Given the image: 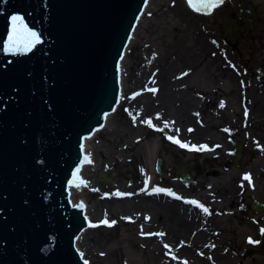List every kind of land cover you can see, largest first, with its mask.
<instances>
[{"label": "rangeland", "instance_id": "1", "mask_svg": "<svg viewBox=\"0 0 264 264\" xmlns=\"http://www.w3.org/2000/svg\"><path fill=\"white\" fill-rule=\"evenodd\" d=\"M188 5L187 0L150 1L148 8L153 11H148L137 25L133 43L128 46L122 77L127 91L110 119L112 130L100 131L89 146L93 162L86 175L91 184L97 185L77 188V199L86 200L88 206L89 229L79 239V250L87 264H226L228 260L234 264H259L264 260V212L255 214L244 192L249 187L244 177L252 174L264 202V84L253 86L252 75L264 68V0H227L209 15L198 14ZM250 5L255 6L257 19L248 13ZM240 12H244V18L234 43L223 33L229 20ZM180 57L191 63L180 64L176 61ZM147 60L157 64V70L144 71ZM171 62L175 63L170 65ZM228 64H234L235 70L224 69L229 68ZM164 68H170V75L174 69L172 79L188 77L180 84L173 81L175 86L168 91V100L164 99V89L169 83L162 85L158 81ZM141 75L143 81L138 83ZM240 80L252 86L245 95ZM242 98V104L249 106L248 118L242 116ZM131 103H142L146 111L136 113ZM219 107L222 110L218 112ZM187 112L193 115L191 122L181 119ZM195 118L206 129L203 134H193L194 142L219 146L215 153L207 155L209 158L219 157L222 164L230 158L234 142L248 146V151L260 146L261 151L258 161L247 168L232 166L226 171L223 164L216 166L220 175H204L199 187H185L167 178L165 186H173L171 192L180 197L174 203L166 194L168 190L155 191L162 181L156 164L163 157L172 168L186 141L180 128L193 124ZM243 119L246 129L240 133L235 126L241 125ZM105 171L107 181L101 178ZM171 174L169 170L163 177ZM233 188L236 195L232 198L227 193ZM186 201H197L209 213ZM105 219L111 226L103 223ZM183 220L194 225L184 235L179 227ZM198 234L201 237L194 243ZM249 238L259 243H249ZM154 239L157 250L152 247ZM214 243L220 252H209Z\"/></svg>", "mask_w": 264, "mask_h": 264}, {"label": "water", "instance_id": "2", "mask_svg": "<svg viewBox=\"0 0 264 264\" xmlns=\"http://www.w3.org/2000/svg\"><path fill=\"white\" fill-rule=\"evenodd\" d=\"M147 1L0 0V264H85L75 241L88 220L69 190L79 188L77 169L90 164L85 138L120 103L121 58ZM249 13L257 18L251 5ZM17 15L40 43L12 54L6 46ZM243 17L229 21L223 36L237 42ZM157 165L164 175L165 160ZM249 195L252 210L264 212Z\"/></svg>", "mask_w": 264, "mask_h": 264}, {"label": "flooded vegetation", "instance_id": "3", "mask_svg": "<svg viewBox=\"0 0 264 264\" xmlns=\"http://www.w3.org/2000/svg\"><path fill=\"white\" fill-rule=\"evenodd\" d=\"M249 57H251V56H249ZM228 67L229 68L225 67L224 69H229V70L234 69L235 70L234 64L233 65L228 64ZM252 75L254 76L253 81L254 82L257 81L256 83L253 82V86L257 87V84H259V83L264 84V68L263 69H257L255 75L253 73H252ZM240 82L241 83H239V84H240V88H242L241 89L242 94L245 95L247 92H249V89L252 86H249V81H247V80L245 83L242 80H240ZM260 87H262V85ZM253 100H254V98H253ZM253 100L251 99V103L253 102ZM242 102L245 103V99L244 100H243V98L241 99V109L243 110L242 116L244 118H248V117H250V115H249L250 112H249V109L247 107H249V106H247L246 104L245 105L242 104ZM253 104L254 103H252V107H254ZM222 107H219L218 112L220 110H222ZM219 114L220 113H217L218 116H219ZM190 116H191V120H192L193 115H190ZM183 117L184 116L181 117L182 120H183ZM194 121L195 122L193 124H190L186 127L180 128L181 134H183L186 137L185 138V140H186L185 145L186 146L182 147L183 149H181V151H180L181 156L178 157L177 160H175L172 168H169V166L167 165V160L165 158H163V157L158 158L157 163L162 158L165 160L166 166H167L166 174L169 172V170L172 171V174L169 177L168 176L163 177V176L159 175V177L161 178L162 181H160L161 182L160 184L156 185L157 189H164L165 191H167V190L172 191L173 190V186H170L169 188L167 186H165L167 183V180H166L167 178H170L175 182H179L185 187H199L200 185H202L204 183V179H203L204 175H206V176L207 175H209V176L220 175V171L217 169L216 166H218V165L221 166L223 164L226 171L230 168H233L232 166H235L234 165V160H235L234 152L236 151V148H237V146H236L237 142H234V146H232V150L230 151V156H229L230 158L229 159L226 158V160L224 162H222V164L219 162L220 161L219 157L209 158L207 156L209 153H215V151L219 148V146H207L204 144L203 146H205V147H203V150H200V151L195 150L197 148H201V146L199 145L201 143L194 142V140L192 138L194 136L193 134H195V133L203 134L204 131H202V133H199L197 130H198V128H200V130H201V128L206 129V127H205L204 123L202 121H198L197 118H195ZM189 122H191V121H189ZM250 125H252V124H250ZM176 128L178 129L179 126H177ZM235 128H237L240 133H241V131H244V128L246 129L245 120L238 127L235 126ZM234 131H236V130H234ZM229 133L231 134V132H229ZM232 133H235V132H232ZM241 144L243 145V146H241L242 158H241V161L239 162V165L235 166V167H239V166L243 165L241 167L247 168L252 163H256L258 161L257 160L258 159V152L261 151V147L260 146H254L253 151H248L247 150L248 146H245L243 143H241ZM188 155H193V156L190 159V158H188ZM180 169L182 171L183 170L186 171L187 174H190V176L192 177V181H193L191 184H187V183L185 184V182H183L181 180V175H180L181 170ZM209 169H211V170L209 171ZM243 173L246 174V172H243ZM249 176H251L252 179H251V182L248 181L249 187L246 188V190H244L245 194L251 200V197L249 196V193H250L249 191L252 190L254 196H257L259 201L264 204V202H262L260 200V197H259L258 192H257V188L254 187L256 184L255 176H253L252 174ZM253 183H255L254 186H251V184H253ZM240 190H242V188ZM176 197L177 196H172L171 201L176 203V201L179 200ZM202 202H203V200H202ZM251 203H252V201H251ZM242 208H243V205H242ZM250 209H251V205H250Z\"/></svg>", "mask_w": 264, "mask_h": 264}, {"label": "bare ground", "instance_id": "4", "mask_svg": "<svg viewBox=\"0 0 264 264\" xmlns=\"http://www.w3.org/2000/svg\"><path fill=\"white\" fill-rule=\"evenodd\" d=\"M151 1V0H150ZM150 1H148V5H147V7L146 8H144V10H143V13H142V15H141V18H138L139 20H138V23H137V25L139 26L140 24H141V21L145 18V14L149 11V12H152L153 10H149V8L148 7H150ZM253 1H255V3L256 2H258L259 0H253ZM253 6V5H252ZM255 7V6H254ZM218 8H220V7H218ZM198 14H201V12H198ZM143 22V21H142ZM137 25H136V28H137ZM136 28H135V32H133V36H134V34L136 33ZM238 34V33H237ZM133 36H132V38H131V42H130V45L129 46H131V44L133 43ZM127 50H128V48H127ZM127 50H125V52H124V57H123V59H122V62L120 63V81H121V94H120V103L117 105V108H116V110L118 109V107L120 106V104H121V100H122V95L123 94H125L126 93V91H127V89L125 88V86H124V80H123V72H124V68H126V65H127V60H126V53H127ZM171 61H173V60H171ZM176 61H178V62H180V64H184V65H188V61L189 60H186L184 57H180V58H176ZM190 62V61H189ZM175 62H171L170 63V65H173ZM191 63V62H190ZM143 69H144V71H149L150 69H154V70H157V64H155L154 62H149V60H147V61H145L144 63H143ZM161 70V69H160ZM165 70V71H164ZM169 70H170V68H164L163 69V71L161 70L160 72H159V78H158V81L159 82H161V84L163 85L164 83H169L168 85H166L165 86V92L167 93V95H166V97L164 98L165 100H168V91H170L171 89H173V87L175 86V84L174 83H177V84H180V83H183L184 81H186L187 80V78H184V79H180V77H178V79H172L170 76L171 75H174V73H175V71H174V69H172L171 70V75L169 74ZM142 77L140 78V80H139V82L138 83H140V82H142L143 81V76L144 75H141ZM172 79V80H171ZM157 81V80H156ZM173 81H174V83H173ZM176 81H178V82H176ZM137 83V84H138ZM171 83H173V84H171ZM175 93V92H174ZM174 95V94H173ZM132 104V103H131ZM142 103H140V104H132V108L135 110V112L136 113H138L139 111H146L145 110V108H144V106H142L141 105ZM186 110V109H185ZM150 113L151 112H153L152 110L151 111H149ZM115 113V111H113V113L112 114H109V115H107L106 116V120H105V126H104V129H99V130H97V132H95V135L96 134H98L100 131H105L106 133H110V131L112 130L111 129V126L112 125H110L111 123H110V119H111V117H112V115ZM154 114V113H153ZM152 116H150L149 118H151ZM155 119V118H154ZM183 120H185L186 122H189V121H191V116L188 114V112H187V114L186 115H184V117H183ZM199 133H202V131H204V129H202L201 128V130H200V128H198V130H197ZM94 135V136H95ZM94 136H93V138H85V144H84V149H85V158H87V159H89V160H91V162H93V157H92V154H91V152H89V150H90V145H91V142L95 139L94 138ZM241 158H242V156H241ZM241 161V159L239 160V162ZM91 165V163L89 164V165H86L85 163H83V172H79V176L81 177L80 179H82L85 183H83L82 184V186L81 187H79L80 189L79 190H81V189H89V187H93V185H97L96 183L95 184H91L90 183V179L87 177V175H86V172L89 170V168L91 167L90 166ZM104 174H106V176L108 177V179H109V175H108V172L107 171H105L104 172ZM254 184L255 183H253V184H251V186H254ZM254 187H256V184H255V186ZM77 188H71L70 190H69V192L71 193V198H70V200H71V202H72V205L73 206H80L81 204H85V213H86V216H87V213H88V211H87V201L86 200H81V201H79L78 199H77V194H80L79 193V190H77ZM240 191V190H239ZM239 191H237V193L239 192ZM225 192H226V190H225ZM227 193V192H226ZM236 193V191H234V188L233 189H230L229 190V192L227 193V194H229V195H231V197L233 196V194H235ZM236 195V194H235ZM219 197L220 198H222V197H224V195H219ZM233 198V197H232ZM255 198H257L258 199V197L257 196H255ZM259 200V199H258ZM260 202V201H259ZM87 220H88V222H89V218H88V216H87ZM91 222V221H90ZM90 224V223H89ZM192 226H194L192 223H190L189 221H186V220H183V221H181L180 223H179V227L181 228V233L184 235L185 233H187L188 232V230H189V228L190 227H192ZM175 237V236H174ZM199 237H201L199 234L198 235H196V237L193 239L194 240V243H196V240L195 239H198ZM79 239H80V237L75 241L76 243H77V247L80 249V241H79ZM154 243L152 244V247H153V249H155V250H157V240H152ZM219 243V242H218ZM215 244V243H214ZM213 249H215V250H218L219 252H220V249H219V246L217 245V244H215V246L214 245H212V248L209 250V252H212L213 251ZM81 252V251H80ZM158 257L160 258V256L158 255ZM225 261V260H224ZM227 261V260H226ZM225 261V262H226ZM231 261V260H230ZM229 260L226 262V264H234L232 261L230 262ZM221 264H222V262H221ZM259 264H264V260L263 261H260V263Z\"/></svg>", "mask_w": 264, "mask_h": 264}, {"label": "snow or ice", "instance_id": "5", "mask_svg": "<svg viewBox=\"0 0 264 264\" xmlns=\"http://www.w3.org/2000/svg\"><path fill=\"white\" fill-rule=\"evenodd\" d=\"M225 2V0H198L197 3H193L192 0H189V3L192 7L195 8V10L197 12H206V13H210L213 9H215L216 7H219L220 5H222ZM38 43H40V36L37 32L32 31L31 29H29L27 27V25L24 22V18L21 16H13L12 17V32L11 35L9 36L8 39V44L6 46V50L12 54H17V53H22V52H28L31 51L35 45H37ZM186 75V73H185ZM152 91H155V89H152ZM138 95V94H137ZM223 106V105H221ZM135 121V117L133 118ZM147 123H149V125L151 126V119H149L147 121ZM169 125L168 123H165L164 127L167 128ZM161 131L163 129H160ZM227 131V129H226ZM169 139H172L171 137H169ZM176 143H180L179 140L175 141ZM186 145L181 144V147H185ZM203 147L205 146H201V148H197L195 150L200 151L203 150ZM88 163H91V160L87 161ZM245 180L251 182V176L246 175L244 177ZM75 181H79V183H76L75 186L76 187H80L81 184L85 183L82 179H80L79 177V169H77V173L74 176V182ZM156 192H160V191H165L164 189H155ZM168 195L170 196H175L174 193H172L171 191H167ZM116 195H125L123 193H116ZM176 198H180V197H176ZM187 203H191L194 205H197L198 207H200L205 213H209V209L207 207H205L202 204H199L197 201H186ZM80 207H83V204L80 205ZM104 224H109L108 220L105 219L103 221ZM115 221H112V224H114ZM91 226H95V225H91ZM109 226H111V224H109ZM261 233L264 234V229H261ZM147 235H153L151 233L147 234ZM159 235H164L163 233H160ZM249 243H259V241H253L251 238H249ZM165 248L169 249V252L171 253V249L169 248V245H165ZM173 259H176L175 256H173ZM85 264H87V262H85ZM185 264H187V262H185Z\"/></svg>", "mask_w": 264, "mask_h": 264}]
</instances>
